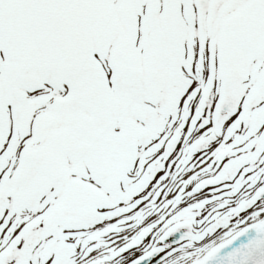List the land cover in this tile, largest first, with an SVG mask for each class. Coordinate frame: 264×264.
<instances>
[{"label":"snow or ice","instance_id":"1","mask_svg":"<svg viewBox=\"0 0 264 264\" xmlns=\"http://www.w3.org/2000/svg\"><path fill=\"white\" fill-rule=\"evenodd\" d=\"M0 264H264V0H0Z\"/></svg>","mask_w":264,"mask_h":264}]
</instances>
